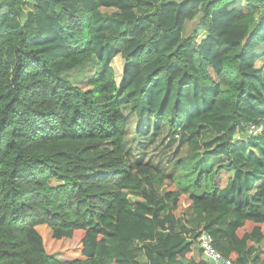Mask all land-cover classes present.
<instances>
[{
  "label": "trees",
  "instance_id": "obj_1",
  "mask_svg": "<svg viewBox=\"0 0 264 264\" xmlns=\"http://www.w3.org/2000/svg\"><path fill=\"white\" fill-rule=\"evenodd\" d=\"M122 100L184 154L135 161ZM202 232L264 264V0H0V264H208Z\"/></svg>",
  "mask_w": 264,
  "mask_h": 264
},
{
  "label": "rangeland",
  "instance_id": "obj_2",
  "mask_svg": "<svg viewBox=\"0 0 264 264\" xmlns=\"http://www.w3.org/2000/svg\"><path fill=\"white\" fill-rule=\"evenodd\" d=\"M196 24L197 21L188 25V36L191 34L193 26L195 27ZM256 65L259 66L260 64L256 63ZM121 67V59L119 57H116L113 61V69L117 81L121 74ZM87 71L88 69L81 70L75 73H71L67 77L71 82L80 83L85 80L84 77ZM121 108L126 115L128 127L132 132V136L135 137L133 138L132 136H129L128 138H126L125 148L128 152L131 153L135 161L146 162L147 160L149 164H152L154 166L166 167L164 166V163H166L167 158L173 159L169 163L172 164L174 162V157L178 156L180 158L184 154V145L179 142L178 138H168V130L163 123H156L153 120H150L148 121L149 130L146 129L141 134L137 126V120L134 118V116L131 115L129 107L125 104L124 100H122ZM135 129L137 131V134L134 133ZM238 136L240 137L241 135L238 134L235 137L238 138ZM148 141L149 143H147ZM181 206L184 207L183 204ZM77 244L78 239L76 236H74L71 240L70 247H75L77 246ZM60 258L64 259L63 257Z\"/></svg>",
  "mask_w": 264,
  "mask_h": 264
},
{
  "label": "built area",
  "instance_id": "obj_3",
  "mask_svg": "<svg viewBox=\"0 0 264 264\" xmlns=\"http://www.w3.org/2000/svg\"><path fill=\"white\" fill-rule=\"evenodd\" d=\"M262 129V128H261ZM249 134H256L260 132V128L256 129L251 126L248 130ZM197 247L201 251V257L208 264H231L229 260L225 259L212 244L211 237L202 232L197 239Z\"/></svg>",
  "mask_w": 264,
  "mask_h": 264
},
{
  "label": "crops",
  "instance_id": "obj_4",
  "mask_svg": "<svg viewBox=\"0 0 264 264\" xmlns=\"http://www.w3.org/2000/svg\"><path fill=\"white\" fill-rule=\"evenodd\" d=\"M196 257H197V256H196ZM197 259H199V257H198Z\"/></svg>",
  "mask_w": 264,
  "mask_h": 264
}]
</instances>
